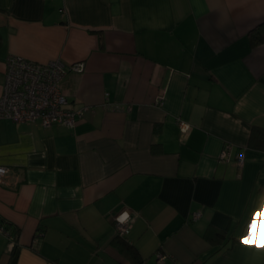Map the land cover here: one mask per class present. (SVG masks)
<instances>
[{
	"label": "crops",
	"instance_id": "0c3cea01",
	"mask_svg": "<svg viewBox=\"0 0 264 264\" xmlns=\"http://www.w3.org/2000/svg\"><path fill=\"white\" fill-rule=\"evenodd\" d=\"M262 22L264 0H0V95L10 56L83 61L88 107L0 119V264H264Z\"/></svg>",
	"mask_w": 264,
	"mask_h": 264
},
{
	"label": "built area",
	"instance_id": "2783aa9c",
	"mask_svg": "<svg viewBox=\"0 0 264 264\" xmlns=\"http://www.w3.org/2000/svg\"><path fill=\"white\" fill-rule=\"evenodd\" d=\"M84 70L83 61L67 65L60 59L39 63L20 56L8 57L0 95V119L38 121L45 128L52 125L73 127L88 107H70L64 82L69 74H80ZM179 127L183 135L191 129L190 124L181 120ZM228 149L227 146L222 152L224 159L229 155ZM7 173L8 169L0 166V181ZM130 214L121 213L114 217L113 229L117 236L125 237L129 233L132 227ZM0 230L4 231L1 226Z\"/></svg>",
	"mask_w": 264,
	"mask_h": 264
},
{
	"label": "trees",
	"instance_id": "16d2710c",
	"mask_svg": "<svg viewBox=\"0 0 264 264\" xmlns=\"http://www.w3.org/2000/svg\"><path fill=\"white\" fill-rule=\"evenodd\" d=\"M1 39V38H0ZM249 39H250V43L255 46V45H259L261 43H264V22L260 23L259 25H257L250 33H249ZM0 226L5 229L6 226L2 225V220H0ZM208 231H214V229L209 228ZM218 234V237L223 236L221 234V232H216ZM115 239L117 240H122L125 239V237H119V236H115ZM134 253L135 255L137 254L136 250L134 249Z\"/></svg>",
	"mask_w": 264,
	"mask_h": 264
},
{
	"label": "snow or ice",
	"instance_id": "6c2138e0",
	"mask_svg": "<svg viewBox=\"0 0 264 264\" xmlns=\"http://www.w3.org/2000/svg\"><path fill=\"white\" fill-rule=\"evenodd\" d=\"M253 220H254V223H259V221H256V219H255V215H254V217H253ZM252 227H253V225L252 224H249L248 225V228H249V231L251 232V230H252Z\"/></svg>",
	"mask_w": 264,
	"mask_h": 264
}]
</instances>
